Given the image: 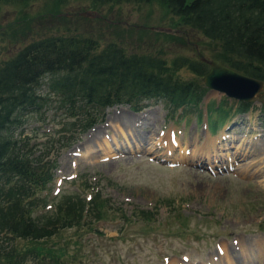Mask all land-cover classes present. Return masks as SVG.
<instances>
[{
  "label": "rangeland",
  "instance_id": "rangeland-1",
  "mask_svg": "<svg viewBox=\"0 0 264 264\" xmlns=\"http://www.w3.org/2000/svg\"><path fill=\"white\" fill-rule=\"evenodd\" d=\"M86 11H90L89 15L84 14ZM177 21V17L155 1L103 6L89 0H67L61 6L57 0L0 3V65L33 39L68 34L96 37L101 45L113 39L130 52L160 51L166 59L180 54L195 58L196 49L209 59L214 49L208 46L210 42L178 25ZM160 26L166 28H157ZM175 36L180 40L172 39ZM178 72L184 79H194L186 67ZM41 82L38 92L45 93L46 80ZM224 98L226 104L213 109ZM208 102L212 104L207 118L203 119V122L207 119L208 129L200 123L197 125L196 113L185 116L188 123L183 127L185 120L177 112H168L161 101H153L138 113L126 105L97 111L99 120L84 131L77 128L80 118L64 113L55 99H49L42 109L25 114L24 121L14 126V138L25 139L33 156L48 154L44 159L53 160L57 165L51 174L53 180L37 196L41 202L33 216L43 221L45 215L57 217V206H66L67 201V207L76 209L74 197L79 198L77 195L84 200L85 209L89 194L99 193L108 200L103 220H87L82 226L58 230L55 236L38 243L46 258L43 262L55 264L56 255H60L58 264H225V255L218 248L233 241L237 251H227V256L235 257L231 258V264H261L259 258L255 259V250H259V236H264L258 232L264 229V115L261 110L264 88L250 111L244 114L225 117L228 106L233 108L237 101L213 90L202 102V114ZM120 117L133 118L134 127L147 130L148 135L139 138L147 140L151 149L154 142L156 147L167 146L166 134L174 131L184 134L185 149L195 146L201 150L207 139H218L227 132L229 141L223 140L222 146L219 143L217 153L228 160L227 167L231 166L217 172L204 166L193 167L187 162H172L171 158L182 147L178 140L171 144L172 153L161 152L169 157V163H158L151 157L152 153L134 150L139 147V141L133 134L135 139L127 141L130 146L124 140L117 141L119 132H129L121 129L117 122ZM242 128L246 137L240 132ZM115 144H125L131 152L118 153L116 149L119 155L114 154ZM91 149H94L92 153L84 152ZM202 151L204 155L205 149ZM3 199L0 196V205L5 202ZM253 235L258 238H251ZM238 237L247 247L256 241L253 251H247L242 259L236 257L242 247L238 245ZM9 241L7 237L2 238L0 248H6ZM22 243L28 245L29 241L12 242L14 247ZM184 257L188 263L183 261ZM27 264H40V261L30 256Z\"/></svg>",
  "mask_w": 264,
  "mask_h": 264
},
{
  "label": "trees",
  "instance_id": "trees-1",
  "mask_svg": "<svg viewBox=\"0 0 264 264\" xmlns=\"http://www.w3.org/2000/svg\"><path fill=\"white\" fill-rule=\"evenodd\" d=\"M32 1L35 0L0 3ZM89 1L101 6L157 1L178 18L182 27L210 42L208 46L214 48L211 59L264 81V0ZM66 2L57 0L60 6ZM172 39L180 40L176 36ZM100 41L75 34L38 37L0 65V196L5 201L0 205V242L5 237L10 239L6 248H0L2 264H23L32 251L26 244L14 247L13 240L42 241L60 228L81 225L84 216L85 202L75 197L76 209L67 207V201L66 206L58 205L57 217L45 215L44 221L33 217L39 203L37 192L50 182L55 163L44 159L47 154L33 156L28 143L14 138L12 131L25 114L47 104L49 97L37 93L42 80H47L48 91L60 108L69 116L80 118L77 128L83 131L99 120L97 111L113 104L128 103L133 110H140L143 100L162 99L173 109H189L206 92L197 81L181 79L176 74L186 67L198 76L204 75L208 66L200 59L202 51L195 49V58L180 54L166 59L160 51L130 52L113 39L103 45ZM248 109L249 104H239V111ZM107 202L97 195L87 202L85 214L95 220L103 219ZM140 215L146 217L143 212ZM36 252L37 256V248Z\"/></svg>",
  "mask_w": 264,
  "mask_h": 264
},
{
  "label": "bare ground",
  "instance_id": "bare-ground-1",
  "mask_svg": "<svg viewBox=\"0 0 264 264\" xmlns=\"http://www.w3.org/2000/svg\"><path fill=\"white\" fill-rule=\"evenodd\" d=\"M131 119H133V118L120 117L117 120L118 124L120 125V127H121V129L123 131L126 129V130H129V132H130V133H125L124 132L125 133L124 140L127 138V141H129V139H130L129 134H131V135L133 134L136 137V139L142 141L143 138H139V137L141 135H148V134H145L144 131H139L138 130V127H134L133 124H132V120ZM172 136L175 137V134H172ZM172 136H170V134L167 135L168 138H170ZM222 137H224V136L223 135L218 136V139H216V138L207 139L206 140V143L201 146V147H203L205 149L206 153L203 155V151H202L203 148H202V150L201 149H196V151L193 150V154H192L193 158L195 156H197V155H201V156H204V159L199 160L200 162H205V161L209 162L211 158H212V161L215 162V163H225V162H227L228 160H225V157L223 155L217 153V151L219 150V147L222 146V142H221L222 141ZM117 141H119L118 138H117ZM219 143H221V146H219ZM79 147H80V145H79ZM167 147L169 149V146H167ZM77 150H79V149H77ZM93 151L94 150L91 149L89 152H86V151L85 152L86 153H92ZM182 156H184V155H182ZM195 158H197V157H195ZM236 159L237 160L240 159L239 154L236 155ZM226 166H227V164H226ZM259 172H263V171L260 170ZM256 176H258V172L256 173ZM237 240H238V245L239 246L242 245V247L240 248L241 253L240 254H236V257L242 259V258H244L245 253L247 251H253L251 248L254 247L256 241H251L250 240L251 242L249 244L251 245V247H247V246H244V244L242 242H240L241 240H243V239H241V237H238ZM244 240L245 241H248V238L244 237ZM259 240H261V242L259 244V250H255V251H260V252H259V254H256L255 255V259H258L257 257L258 256H261L262 257L261 259H263V262H260V263L261 264H264V247L263 248H260V245H264V236H262ZM218 251H223L222 254L225 255L223 257H225V259H226L225 260V264L226 263L231 264V258L232 259L233 258L235 259V257H234L233 254H232L233 256L231 255V258H230V256H227V251H233V252L237 251L236 244L233 241H231V242L230 241L225 242L224 244H222V245L219 246ZM250 258H254V255L251 256Z\"/></svg>",
  "mask_w": 264,
  "mask_h": 264
},
{
  "label": "water",
  "instance_id": "water-1",
  "mask_svg": "<svg viewBox=\"0 0 264 264\" xmlns=\"http://www.w3.org/2000/svg\"><path fill=\"white\" fill-rule=\"evenodd\" d=\"M210 64L211 69L205 78V84L224 91L230 97L250 101L263 86L262 81L234 71L217 60L210 61Z\"/></svg>",
  "mask_w": 264,
  "mask_h": 264
}]
</instances>
